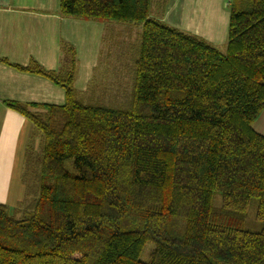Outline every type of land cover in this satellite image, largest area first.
<instances>
[{"label":"trees","instance_id":"trees-1","mask_svg":"<svg viewBox=\"0 0 264 264\" xmlns=\"http://www.w3.org/2000/svg\"><path fill=\"white\" fill-rule=\"evenodd\" d=\"M166 1L152 17L153 0H60L63 18L141 30L103 39L111 75L83 93L66 43L57 72L0 60L65 93L4 102L33 132L0 264H264V0L229 1L225 53L155 17Z\"/></svg>","mask_w":264,"mask_h":264},{"label":"crops","instance_id":"crops-1","mask_svg":"<svg viewBox=\"0 0 264 264\" xmlns=\"http://www.w3.org/2000/svg\"><path fill=\"white\" fill-rule=\"evenodd\" d=\"M229 1L168 0L163 11L156 12L155 17L220 49L225 47L227 39ZM59 2L0 0V60L16 66L35 62L46 71L57 72L63 64L61 44L66 43L76 52L74 88L83 93L101 64L100 54L108 23L63 18L59 14ZM102 66L101 75H111L104 61ZM4 102L62 106L65 93L45 78L19 72L0 61V193H4L2 204L6 205L11 202L7 200L13 191L17 192V201L22 194L24 196L20 175L33 127L8 109ZM253 128L264 136V108ZM34 146L36 148L35 141Z\"/></svg>","mask_w":264,"mask_h":264},{"label":"rangeland","instance_id":"rangeland-1","mask_svg":"<svg viewBox=\"0 0 264 264\" xmlns=\"http://www.w3.org/2000/svg\"><path fill=\"white\" fill-rule=\"evenodd\" d=\"M156 3H157V0H153V7H152V11H151V16L153 17L154 16V13H155V6H156ZM140 27L139 26H129V25H122V24H117V23H108L107 27H106V30L104 32V36H105V40H107V44L110 40H112L113 42H117L118 44H120V46H125V47H130L132 46V43L133 44H136V40H137V37H138V34L140 33ZM126 43V44H121V43ZM107 44H105L104 48L106 49L107 47ZM225 47H222L220 49H218V51L220 53H225ZM105 56V52L103 54V57ZM102 57V60H101V64L99 63V65L97 66V69L96 71L94 72V77L95 78H99L101 73L103 72L102 70V62H103V58ZM101 70V71H100ZM103 74V73H102ZM77 87H79L77 85ZM76 90L79 92L78 88H76ZM35 145H36V148L34 146L35 149H39L40 148V138L38 137L37 139H35ZM21 176V175H20ZM15 180V176L13 174V177H12V184ZM12 188V187H10ZM17 196V192L16 190L13 191L11 194H9V199L10 200H7V201H11L9 202V204H6V206L8 205V208H9V214L11 216H13V209L14 207L16 206L15 204H17V202H19L22 197H23V194L21 196V198L17 201L15 200ZM3 197H4V193H0V204H2L3 202ZM15 205V206H14ZM19 216H16V219H19L18 218Z\"/></svg>","mask_w":264,"mask_h":264}]
</instances>
